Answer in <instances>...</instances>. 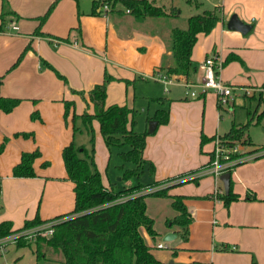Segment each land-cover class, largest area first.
<instances>
[{
    "label": "crops",
    "instance_id": "crops-1",
    "mask_svg": "<svg viewBox=\"0 0 264 264\" xmlns=\"http://www.w3.org/2000/svg\"><path fill=\"white\" fill-rule=\"evenodd\" d=\"M54 1L0 0V13L5 3L17 15L0 32V77L19 53L28 44L31 46L21 64L4 76L0 86L1 97L21 100L10 113L0 111V144L8 138L0 153V223L10 222L16 230L36 215L41 221H49L73 210L74 185L67 179L61 152L71 141L76 143L78 132L85 133L80 119L74 125L78 122L81 127L73 133L71 117L93 112L88 92L102 83L106 73L114 79L107 86L106 106L125 105L136 114L138 107L147 111L144 128L138 132L147 133L143 174L148 172L147 184L162 183L155 189L168 188L169 198L145 199L146 214L153 220L157 236L151 239L145 230L141 233L149 247L163 245L154 248L156 258L163 264H264V148L254 150L248 146V151L254 150V158L230 173L233 193L239 199L228 207L222 200L211 198L215 187L211 176L180 181L210 161L213 138L230 128L221 114L226 109L218 108L213 92L189 99L182 81L200 82V65L207 57L214 55L222 63L234 55L238 60L219 71L222 82L238 89L261 88L264 93V0H209L210 7L201 12L219 7L221 20L209 34L197 35L191 53L195 69L187 78L170 76L178 80L168 86L154 77L165 75L159 70L163 63L171 64L167 48L173 29L168 23L171 19L138 21L127 12L91 15V7L88 12H81L78 0H59L40 29L47 37L33 35L37 17L43 16ZM155 4L174 7L172 3L169 7L167 3L159 4V0ZM202 6L200 2V7L195 8L198 11ZM232 19L249 29L241 33L231 28ZM236 92L235 98H245L242 92ZM152 99L164 102L157 104ZM64 102H73L66 124ZM149 103L158 105L154 112L159 108L169 112L168 122L157 123L152 133L147 132L149 122L155 121L150 119L154 113L150 114ZM33 112L38 113L39 120L30 119ZM92 127L96 147L107 151L98 123L93 121ZM17 133L33 136L15 137ZM201 136L209 139L202 148ZM36 149L41 154L33 165L36 177L14 178L12 168L19 163L21 154ZM95 163L98 166L96 159ZM148 164L153 166L152 173ZM101 177L108 187L111 182H105L102 174ZM171 197H181L190 215L186 240L182 228L169 223L178 214L171 206ZM168 232L175 238L164 243L162 238ZM32 246L29 248L35 252ZM27 247L8 244L0 250V264H23L19 259ZM30 264H37L35 257Z\"/></svg>",
    "mask_w": 264,
    "mask_h": 264
},
{
    "label": "trees",
    "instance_id": "trees-1",
    "mask_svg": "<svg viewBox=\"0 0 264 264\" xmlns=\"http://www.w3.org/2000/svg\"><path fill=\"white\" fill-rule=\"evenodd\" d=\"M58 1L55 0L43 16L37 17L38 26L34 30L33 35L47 37L40 29ZM186 1L196 8L200 7V3L197 0ZM104 5L108 6L106 16L124 14L128 11L127 13L138 21L146 19H174L176 12H178V9L174 7L166 9L164 6H157L155 0H92L91 15L100 16L99 9ZM15 16L17 17L3 3L0 13V32L5 30L10 18L12 19ZM220 20L221 9L215 7L213 10L188 17L185 20L184 28L173 27L167 38L171 64L163 63L159 70L169 77L184 76L187 78L191 71L195 69L191 60V53L196 43L197 35L209 34ZM28 49H31L30 44L24 48L16 63L10 69L18 64ZM233 60H238V58L234 55L227 56L222 62V67ZM43 64L66 83V79L50 64L46 62ZM2 78L0 77V86ZM112 80L114 79L105 73L102 83L95 85L88 92L89 102L93 107L92 113L84 112L80 116L72 115L73 133L79 131L80 128L76 127L74 122L76 119H80L83 129L90 136L89 151L84 147L76 146L71 141L61 152L67 179L74 185L73 210L67 215H60L49 220L57 221L61 219L54 225L53 234L50 237L39 236L34 241L23 239L16 244L17 247H30L33 244L37 264H40L46 258L44 252L47 250L60 254L63 258L62 264H163L153 254L154 248L158 247H149L141 231L145 230L151 239L156 238L157 233L154 230V222L146 214L145 199L147 197L169 198L170 196L167 194L168 188L140 194L143 191L156 188L162 183L143 184L138 182L134 186L121 189H117L116 184L110 183L108 187H105L101 174L95 165L93 121L98 123L99 132L107 150L109 151L111 148L119 149L118 156L123 163H129L133 166L132 169L125 170L123 165L118 167L122 170L121 179L123 181H127L131 177L139 179L144 172L143 150L147 133H138L134 130L135 110L129 109L125 105L112 104L106 106V90ZM251 99H256L258 107H263L262 113L256 117V123H259L264 118V93H259L257 97L253 96ZM20 102L21 100L19 99L0 96V111L6 114L10 113ZM152 102L162 104L164 99H152ZM72 107L73 102H64L65 119ZM168 118V109L159 108L150 119L162 125L168 122ZM30 119L39 120L40 118L37 112H33L30 114ZM248 126L249 123L245 126L233 124L229 131L223 134L222 139L231 145L241 143L250 146L249 137L245 135ZM14 136L29 138L33 134L17 133ZM207 140L209 139L201 136V148ZM7 141L8 138H4L0 144V153L3 151ZM40 156L38 149L32 152H23L19 163L12 168V176L14 178L36 177L33 165ZM46 165L44 164V166ZM153 170V166L149 165V171L152 173ZM171 199V206L178 214L169 223L171 226L182 228L183 239L186 240L187 227L191 223L190 215L182 203L181 197H171ZM238 199V195L233 193L232 182L230 181L228 194L221 196L220 200H222L225 207H228L229 204ZM45 222L47 221H41L39 216L36 215L32 220H26L23 226L16 230L12 229L10 222H1L0 239ZM174 254H176V250L173 251ZM190 264L200 263L193 262Z\"/></svg>",
    "mask_w": 264,
    "mask_h": 264
},
{
    "label": "rangeland",
    "instance_id": "rangeland-1",
    "mask_svg": "<svg viewBox=\"0 0 264 264\" xmlns=\"http://www.w3.org/2000/svg\"><path fill=\"white\" fill-rule=\"evenodd\" d=\"M91 1L92 0H78L80 4L81 12H88L90 10ZM197 1L199 3L200 2L203 3V6L198 11L194 5L189 4L186 0H159V4L167 3V6L169 7L170 5L168 4L172 3L174 7H177V9L180 10V14L178 15L179 12H176L177 14L174 17V19L170 18L171 21L168 23L170 26H172V28L173 27L184 28L185 27L184 20L186 18L194 14L195 15L202 14L201 12L202 9L207 10L210 7L209 2H208L209 0H197ZM166 9H169V8H166ZM30 50L31 49H28L26 52ZM24 55L20 59L18 64L14 68L10 69L16 63L20 55L16 57V59L13 61L10 67L2 74L3 75L2 81L4 80V76H6V74L10 73L11 71H13L15 68H17L21 64V62L23 61ZM235 100H236L235 104L233 103V105L229 107V109L221 111L223 118L226 119V122L229 124L230 128L233 124L236 126H245L247 123H249V126L247 127V130L245 131V135L246 137L247 136L249 137L252 149L259 150V149L264 148V118L261 119L259 123H256V117L258 114L262 113L263 107L262 106L258 107L257 100L251 99L249 97H245V98L237 97L235 98ZM145 108L147 109V103L145 105ZM156 108H158L157 104L149 103L150 114H153ZM136 110H137V114L135 117L134 130L136 132H140V130H143L142 127L144 128L143 126L144 119L146 117L147 111L146 110L142 111V107L140 108L138 107ZM68 117L69 115L65 119L64 112H63V120L65 124L67 123ZM71 122H72V117H71ZM136 122H137V125H136ZM75 126L79 128L81 127L78 122L75 124ZM225 131H227V129ZM85 133L78 132L76 134L75 145L84 147L87 151H89L90 150V143H89L90 136H88V134L87 133L85 134ZM219 136L222 138L223 135H219ZM96 145H95V135H94V149H95L94 161L96 159V162L98 164L96 168L97 170L98 168L101 170V171L99 170L98 171L103 175L105 182H108L109 180L112 184L113 183L116 184L117 189H121L124 187H131V186L136 185L138 182L143 183V184L148 183L147 182V180L149 181L148 172H145L139 179L131 177L127 181H123L121 179L122 170L119 169L118 167L123 165L124 170H125V169H132L133 166L129 163H123L121 158L118 156L119 149L111 148L109 151L108 150L106 151L104 148L96 147ZM124 150H126V148H124ZM223 195H224V190H223ZM57 221L59 222L61 221V219ZM17 243L18 242L13 243L12 241L9 240L4 244V246L3 245L0 246V250H3L8 244L16 245ZM32 248H34V246H32ZM24 250L25 251L22 252V257L19 260H22L23 264H30V259L33 257L36 258L35 252H33L32 249L29 247L25 248ZM44 254L46 258L43 261H41L40 264H62L63 258L60 254L53 253L52 250H47L44 252Z\"/></svg>",
    "mask_w": 264,
    "mask_h": 264
},
{
    "label": "built area",
    "instance_id": "built-area-1",
    "mask_svg": "<svg viewBox=\"0 0 264 264\" xmlns=\"http://www.w3.org/2000/svg\"><path fill=\"white\" fill-rule=\"evenodd\" d=\"M99 11L102 16H106L108 6L104 5L99 9ZM12 29L17 30V27H12ZM221 67L222 63L219 62L214 55L207 57L200 65V68L203 70L200 82L194 83L182 81V86L185 88V96L191 99L198 97L199 93L201 95L211 91L216 95L217 105L219 108L227 110L233 105L237 94L236 91L242 92L244 97H250L263 92L261 88L238 89L234 86L223 83L219 77ZM154 79L167 86L174 84L178 80L174 77L172 78L165 75H158L154 77ZM247 147L248 145L241 143L231 145L220 136H215L213 139L211 158L208 164L194 172L188 173L185 177H183V179H180V181L184 182V180L186 181L211 176L215 180V187L211 194V198L214 201L220 200V197L223 195V188L219 177L223 173H231L239 164L246 163L254 158V150L248 151ZM159 189L153 188L148 191H143L140 194H145ZM57 223L58 221H47L33 228L14 233L8 237L0 239V246L9 240L15 243L23 239L34 241L35 238L39 236L48 238L53 234V227ZM157 246L158 248H163V245L161 244Z\"/></svg>",
    "mask_w": 264,
    "mask_h": 264
},
{
    "label": "water",
    "instance_id": "water-1",
    "mask_svg": "<svg viewBox=\"0 0 264 264\" xmlns=\"http://www.w3.org/2000/svg\"><path fill=\"white\" fill-rule=\"evenodd\" d=\"M230 27L233 29H236L238 31H240L241 33H245L249 27L247 25H244L242 23H240L237 19H232L230 22ZM157 125L156 121H150L148 124V133H152L153 130L155 129ZM221 184L223 186V190H224V194L227 195L229 192V185H230V173H223L220 177H219ZM175 238V235H173L171 232L166 233L163 238L162 241L164 243H167L171 240H173ZM168 264H175L173 262H169Z\"/></svg>",
    "mask_w": 264,
    "mask_h": 264
}]
</instances>
